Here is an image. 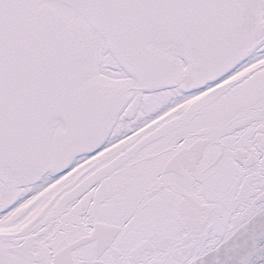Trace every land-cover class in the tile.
<instances>
[{
    "label": "snow or ice",
    "instance_id": "obj_1",
    "mask_svg": "<svg viewBox=\"0 0 264 264\" xmlns=\"http://www.w3.org/2000/svg\"><path fill=\"white\" fill-rule=\"evenodd\" d=\"M0 264H264V0H0Z\"/></svg>",
    "mask_w": 264,
    "mask_h": 264
}]
</instances>
